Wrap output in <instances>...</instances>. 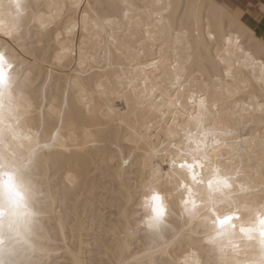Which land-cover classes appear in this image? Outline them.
Instances as JSON below:
<instances>
[{
  "label": "bare ground",
  "instance_id": "bare-ground-1",
  "mask_svg": "<svg viewBox=\"0 0 264 264\" xmlns=\"http://www.w3.org/2000/svg\"><path fill=\"white\" fill-rule=\"evenodd\" d=\"M262 41L224 0H0V164L37 215L4 264H264Z\"/></svg>",
  "mask_w": 264,
  "mask_h": 264
},
{
  "label": "clouds",
  "instance_id": "clouds-1",
  "mask_svg": "<svg viewBox=\"0 0 264 264\" xmlns=\"http://www.w3.org/2000/svg\"><path fill=\"white\" fill-rule=\"evenodd\" d=\"M6 56H8V53H5ZM16 73V61L14 60H9V67L7 71L5 72L6 77H12L15 76ZM219 149H217L218 151ZM0 203L3 204V206L6 209L16 211L18 201H17V196L15 194L14 189L12 188L11 184L9 181L0 183ZM15 226L18 228L21 227V224L19 220L15 217H7L4 218L3 220H0V231L4 229H12ZM204 249H207V245L202 246ZM242 251H250L249 249H242ZM203 260H205V264H214V258L212 260H209V257L207 253H202ZM241 261L244 259V257H240Z\"/></svg>",
  "mask_w": 264,
  "mask_h": 264
},
{
  "label": "crops",
  "instance_id": "crops-1",
  "mask_svg": "<svg viewBox=\"0 0 264 264\" xmlns=\"http://www.w3.org/2000/svg\"><path fill=\"white\" fill-rule=\"evenodd\" d=\"M224 2L233 12L251 25L259 36L264 38V14L259 9V3H264V0H254V9L242 8L230 0H224Z\"/></svg>",
  "mask_w": 264,
  "mask_h": 264
},
{
  "label": "snow or ice",
  "instance_id": "snow-or-ice-1",
  "mask_svg": "<svg viewBox=\"0 0 264 264\" xmlns=\"http://www.w3.org/2000/svg\"><path fill=\"white\" fill-rule=\"evenodd\" d=\"M223 19H224V17H223L222 15L218 18V21H217L218 26L223 22ZM232 23H233V24H236V23H237V21H236L235 18H232ZM261 43H264V41H262ZM215 182H216L217 184H219V185H223V186H225V187L228 186L227 181H226L225 179H223V178H220V177H217ZM161 211H162V210H161ZM230 220H231V217H225V218H223V219L218 220V223H219L221 226H223V225L227 224ZM259 223H260L261 225H264V219H261V220L259 221Z\"/></svg>",
  "mask_w": 264,
  "mask_h": 264
},
{
  "label": "rangeland",
  "instance_id": "rangeland-1",
  "mask_svg": "<svg viewBox=\"0 0 264 264\" xmlns=\"http://www.w3.org/2000/svg\"><path fill=\"white\" fill-rule=\"evenodd\" d=\"M236 5L241 6L242 8H252L254 9V0H230Z\"/></svg>",
  "mask_w": 264,
  "mask_h": 264
}]
</instances>
